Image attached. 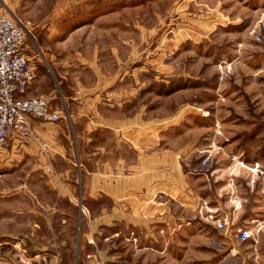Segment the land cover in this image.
Returning <instances> with one entry per match:
<instances>
[{
	"label": "rangeland",
	"instance_id": "374dc122",
	"mask_svg": "<svg viewBox=\"0 0 264 264\" xmlns=\"http://www.w3.org/2000/svg\"><path fill=\"white\" fill-rule=\"evenodd\" d=\"M2 1L24 26V51L38 68L33 89L63 112L59 120L72 125L75 105L95 96L101 114L131 123L123 140L132 151L122 142L119 152L138 175L169 171V191L147 185L138 195L151 197L122 200L135 225L107 220L94 233L95 264H264V0ZM98 135L81 148L105 142L112 160V135ZM70 157L80 161L73 147ZM16 162L0 159V234L34 218L42 249L33 250L58 249L57 264H74L88 213L69 200L58 201L64 214L48 211L50 162L33 169L23 196ZM81 177L58 187H75L77 205ZM83 201L92 221L101 205L111 209L107 197Z\"/></svg>",
	"mask_w": 264,
	"mask_h": 264
},
{
	"label": "crops",
	"instance_id": "0c3cea01",
	"mask_svg": "<svg viewBox=\"0 0 264 264\" xmlns=\"http://www.w3.org/2000/svg\"><path fill=\"white\" fill-rule=\"evenodd\" d=\"M37 94H40V92L37 87L33 89L32 82L28 87L26 95L31 96ZM75 106L78 108L75 112L72 111L71 113L70 123L72 120V125L70 126L62 119L56 123L43 122L37 118L31 119L33 129L41 138V144L44 146L43 149H41V145L33 141L19 146L18 144L15 145V143H11L9 147L4 150L6 152H0V159L2 164L6 165L10 164L9 162H11L12 159L17 158L16 163L17 165L19 164L18 167L24 169L21 178L19 177L20 185H18V188L23 189V196L26 193V182L34 183L36 181V170L33 169L39 167L46 170L45 164L47 162H50L51 167L53 165L55 171L53 170V175L49 176L46 180L49 183V192L47 195L53 192L56 199L53 204H51V202L50 204L48 202L46 203V201L44 203L47 204L48 211L57 214H64L58 201L69 200V202L78 210L80 215H85L83 214L85 211L88 213L87 218L91 222L84 220V222H81L80 229L76 228L78 233L80 232V236L77 241L78 251L76 249L74 264H95L97 256L102 258V255L99 252L95 253V250L93 249L91 253L88 251V248L92 245L91 240L94 238V233L99 232V227L102 225H107V220H110V223L112 224L123 222L126 225H135L137 222L136 216H134L131 210H129V212L123 211L122 200L130 198L137 200L138 196H140L138 195L139 190H141V187L147 185L160 187L159 189L161 190L157 191L160 193H165L164 189L169 191V171L167 170V172H163L164 170H162L159 177H155L152 171L148 174L143 172L138 175L137 165L135 164L136 162L133 164L132 162H128L126 157L121 156V153L119 152L122 142H124V144L128 146V149L132 151L131 138L129 140H126L125 138V140H123L125 132L129 133V135L131 134L130 129L127 128L129 127L127 125H131V123L129 122L125 125L117 126L116 123L118 120H115L112 116L101 114L98 109L99 101L95 96H85L83 101H81V105ZM78 122H82V126L77 127V129L76 123ZM109 133L113 137L111 139L113 144L111 145L112 151L115 153L119 152V154L117 153V156L112 158V160L106 158L109 155L110 150L106 144L103 145L105 142L101 141L99 145H94L92 150H86L87 152L84 151L85 149L83 150V147L81 148V143L86 142L89 144L93 141L94 134H99L98 136L102 137L106 136V134L109 135ZM72 147L74 150L76 149V153L80 158V161L77 160L78 164L73 161L75 158L72 159L70 157ZM136 153L137 151L134 152V155H136ZM44 157H47V160H45ZM166 157L167 160L161 162L163 166L169 164V154L166 155ZM164 159L165 158H162V161ZM55 166H59L60 170H57ZM89 166L94 169H89ZM78 170H80V173L82 174L80 180V187L82 188L80 194L82 195V201L79 205L73 202L77 196H75V187H73V190L66 188L67 193L58 188L59 182L64 185L66 183L69 184L71 181H77L72 179V177L73 173L74 175H77ZM147 193H149V196L151 197L154 192L150 194L148 191ZM147 193L140 197L144 198ZM99 197L109 198L112 202L110 206L111 209L107 211L106 207L101 205L96 213L98 214V220L94 218V221L97 220V223H92L94 221L89 217V212L91 211L93 213V207H88L83 199H100ZM29 199L34 206L32 198ZM27 211L36 212V209L35 207H30ZM48 216L49 217L45 219L43 218V225L46 229L51 231L53 229V224L50 222L51 216ZM22 225L23 228H20L19 226L10 223L9 227L4 228L5 231L1 232L0 238H3L4 240H0V264H2L4 260H16L20 264H23V261H25L26 264L61 263L63 258L60 256L58 249H56V252L54 253H50L49 250H45L42 253L33 250V248L42 249L34 245L36 242L34 236L42 226L41 223L32 218ZM96 229H98V231ZM49 245L51 247L54 243H50ZM46 253L54 255H51L53 257H47L45 259L42 255Z\"/></svg>",
	"mask_w": 264,
	"mask_h": 264
},
{
	"label": "built area",
	"instance_id": "2783aa9c",
	"mask_svg": "<svg viewBox=\"0 0 264 264\" xmlns=\"http://www.w3.org/2000/svg\"><path fill=\"white\" fill-rule=\"evenodd\" d=\"M24 41V26L0 0V152L6 149L8 142L24 145L33 141L43 149L31 119L55 123L63 113L53 108L42 94L26 95L35 78L36 65L25 53ZM45 167L49 170L48 163ZM2 264L20 263L4 260Z\"/></svg>",
	"mask_w": 264,
	"mask_h": 264
}]
</instances>
